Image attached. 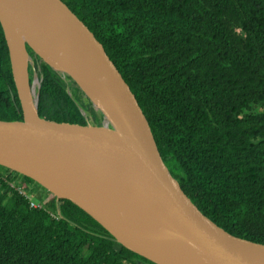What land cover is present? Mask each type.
Here are the masks:
<instances>
[{"label": "trees", "instance_id": "1", "mask_svg": "<svg viewBox=\"0 0 264 264\" xmlns=\"http://www.w3.org/2000/svg\"><path fill=\"white\" fill-rule=\"evenodd\" d=\"M62 1L128 84L189 199L228 233L264 243V0ZM39 67V116L99 125L73 81ZM0 119H22L1 28ZM2 172L12 171L0 165V264H153L70 200L58 199L57 219L51 193L45 208L29 206Z\"/></svg>", "mask_w": 264, "mask_h": 264}, {"label": "water", "instance_id": "2", "mask_svg": "<svg viewBox=\"0 0 264 264\" xmlns=\"http://www.w3.org/2000/svg\"><path fill=\"white\" fill-rule=\"evenodd\" d=\"M0 26L22 113L21 120L0 119L1 166L70 200L153 264H264V243L228 233L184 193L135 95L62 0H0ZM27 48L73 81L99 125L39 116L40 67Z\"/></svg>", "mask_w": 264, "mask_h": 264}, {"label": "built area", "instance_id": "3", "mask_svg": "<svg viewBox=\"0 0 264 264\" xmlns=\"http://www.w3.org/2000/svg\"><path fill=\"white\" fill-rule=\"evenodd\" d=\"M2 179L6 184H8L10 187H12L14 190H16L19 194H21L28 202L29 206L33 208H45V201L44 199L46 196H38L35 195V190H34V182L28 181L24 183L25 185L22 184L20 180H17V178L9 175L8 172H5L1 175ZM55 202V210H48V213L51 215L52 218H59L60 213H59V206H58V200L54 199Z\"/></svg>", "mask_w": 264, "mask_h": 264}, {"label": "rangeland", "instance_id": "4", "mask_svg": "<svg viewBox=\"0 0 264 264\" xmlns=\"http://www.w3.org/2000/svg\"><path fill=\"white\" fill-rule=\"evenodd\" d=\"M33 56V55H32ZM33 57H36V56H33ZM37 58V57H36ZM38 62H39V59L37 58ZM34 61V60H33ZM30 70L31 68L29 67V73H30ZM29 77L31 78V75H29ZM68 93V92H67ZM84 115H86V113L84 112L83 113ZM101 120H99L100 122ZM96 124V123H94ZM97 125V124H96ZM13 172V171H12ZM10 172L9 175L13 176L14 177V173ZM5 173V172H2V174ZM17 180H19V177L17 176ZM34 185V190H35V195H38V196H47L49 192H47L44 188H42L40 185L38 186V184H33ZM45 193V194H44ZM54 199H57L54 197Z\"/></svg>", "mask_w": 264, "mask_h": 264}, {"label": "flooded vegetation", "instance_id": "5", "mask_svg": "<svg viewBox=\"0 0 264 264\" xmlns=\"http://www.w3.org/2000/svg\"><path fill=\"white\" fill-rule=\"evenodd\" d=\"M1 28V27H0ZM27 49H29V48H27ZM33 60H34V64L36 65V66H38L39 65V62H38V60H37V58L36 57H33ZM45 194V193H44Z\"/></svg>", "mask_w": 264, "mask_h": 264}, {"label": "bare ground", "instance_id": "6", "mask_svg": "<svg viewBox=\"0 0 264 264\" xmlns=\"http://www.w3.org/2000/svg\"><path fill=\"white\" fill-rule=\"evenodd\" d=\"M34 65H35V64H34ZM35 67H36L37 70H38V66L35 65ZM31 71H32V70H30V75H31ZM36 85H37V82L35 81V82H34V87H35ZM82 113H83V112H82ZM104 120H106V119L103 117V121H104Z\"/></svg>", "mask_w": 264, "mask_h": 264}, {"label": "clouds", "instance_id": "7", "mask_svg": "<svg viewBox=\"0 0 264 264\" xmlns=\"http://www.w3.org/2000/svg\"><path fill=\"white\" fill-rule=\"evenodd\" d=\"M33 182V181H32ZM35 183V182H34Z\"/></svg>", "mask_w": 264, "mask_h": 264}]
</instances>
